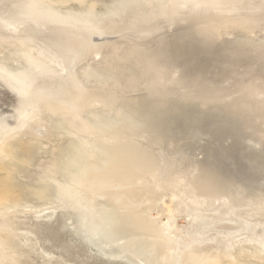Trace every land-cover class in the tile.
I'll list each match as a JSON object with an SVG mask.
<instances>
[{
  "label": "rangeland",
  "instance_id": "374dc122",
  "mask_svg": "<svg viewBox=\"0 0 264 264\" xmlns=\"http://www.w3.org/2000/svg\"><path fill=\"white\" fill-rule=\"evenodd\" d=\"M0 264H264V0H0Z\"/></svg>",
  "mask_w": 264,
  "mask_h": 264
},
{
  "label": "bare ground",
  "instance_id": "6f19581e",
  "mask_svg": "<svg viewBox=\"0 0 264 264\" xmlns=\"http://www.w3.org/2000/svg\"><path fill=\"white\" fill-rule=\"evenodd\" d=\"M156 30V29H155Z\"/></svg>",
  "mask_w": 264,
  "mask_h": 264
}]
</instances>
